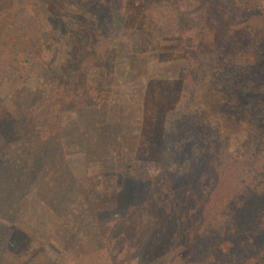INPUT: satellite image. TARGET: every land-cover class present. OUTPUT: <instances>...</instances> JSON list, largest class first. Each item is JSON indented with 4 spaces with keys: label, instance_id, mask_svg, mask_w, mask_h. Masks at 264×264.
Returning <instances> with one entry per match:
<instances>
[{
    "label": "rangeland",
    "instance_id": "obj_1",
    "mask_svg": "<svg viewBox=\"0 0 264 264\" xmlns=\"http://www.w3.org/2000/svg\"><path fill=\"white\" fill-rule=\"evenodd\" d=\"M10 1L0 0V38L8 43H18L24 33L8 23L11 19ZM179 1L186 2L120 0L122 12L127 18L124 31L117 39L111 37L105 12L98 15L94 22L95 30L92 28L90 33H83V36L87 41L91 37L88 41L89 48L95 40L100 42L99 45H104L95 51H100L99 59L80 52V55L75 54L74 51H79L80 47H77V51L74 49L68 65L70 69L73 65L81 66V78L69 85L63 77L53 80L44 65L53 50L63 41V31L75 19V6H72V0H50L48 5H40L34 10L37 12L42 36L34 52L40 69L21 83L19 72L12 65L7 62L0 63V120L2 119L4 132H16L20 128L13 126V119L6 116L8 113H20L28 108L40 111L45 107L38 119L22 127L23 133L29 132L32 137L25 136L15 142L9 141L5 146L4 156L9 164L5 168L0 167V234L4 231V226L9 229L0 235V264H128L125 263L126 259H130L129 264H138L135 253L128 255L129 253L119 251L113 254L108 248L104 252L110 253L104 254L108 260H101L95 248L102 244L103 239L93 240L85 236L81 245H78L72 239L68 227L61 228L56 224L51 226L48 219L51 211L58 215L57 213H65L70 209L71 204H63L69 202L65 187L79 177L96 174V183L100 184L98 187L107 192L98 205L109 202V199L115 201L119 195L122 197L123 191H115L117 186L114 181L122 175L127 158L118 161V142L129 143V149H132L129 153H133L132 164L128 167L129 173L134 170L140 175L147 173L157 177L155 149L143 155L132 144L136 139L148 138L152 144L156 141L154 135L160 111L155 112L153 106L162 109L171 105L169 101L173 99L178 84L176 78L184 63L181 60L183 50L194 57L193 50L197 39L191 34L181 33L186 20H181L177 14H182L186 9L174 8V4ZM63 3H68L64 9L61 6ZM251 3L255 1L251 0ZM252 12V16H246L234 27L264 30V6L256 7L255 12ZM215 17L222 19L217 15ZM221 23L223 22L218 27L220 32L225 26L227 29L233 28L225 23L222 27ZM219 37L221 36L218 32L213 34L214 44L219 43ZM3 52L2 59L6 61L10 54L8 55L7 49ZM13 72L15 74L12 75ZM213 97L206 85L198 86L195 102L200 110L193 124H207L211 127L220 124V130L227 132L232 146L235 147L242 140L247 128L218 115L213 107ZM85 105L88 107L85 108ZM107 105L110 112L119 110L121 118L117 122L112 121L114 123L110 126L105 125V128L102 123L108 114ZM90 106L98 107V110ZM141 109L144 111L143 120H138ZM5 111L8 113L3 116ZM36 129L41 131L37 137L33 134ZM40 166L43 168L39 170ZM31 169L37 171L38 178L34 191H31L32 199L22 207L18 203L21 198L24 201L25 197L14 199V195L16 191L27 190L23 179ZM110 190L113 193L108 195ZM121 200L125 201L124 198ZM136 203L139 205L140 200ZM177 203L172 202L171 211L162 219L170 226L173 215L179 217L180 213L184 214L183 218L188 227L183 238L186 246L182 248L171 241L165 251L158 252V256L146 264H204L198 248L201 245L199 233L204 225L202 222H194V213H183V204L173 210ZM16 205H19V209L15 208ZM98 210L104 225L116 219L113 212L104 210V206ZM117 211L121 218L130 219L129 210L119 207ZM251 211L257 223L246 224L248 216H234L228 227L222 233L216 234L220 235L219 249L227 250L226 240L231 239L234 243V248L230 250L236 249L237 256L230 258L231 264H264V209L257 213L258 209L251 207ZM79 213L86 216L84 211ZM86 218L87 216L82 221H86ZM132 223L131 219L127 224Z\"/></svg>",
    "mask_w": 264,
    "mask_h": 264
},
{
    "label": "trees",
    "instance_id": "obj_2",
    "mask_svg": "<svg viewBox=\"0 0 264 264\" xmlns=\"http://www.w3.org/2000/svg\"><path fill=\"white\" fill-rule=\"evenodd\" d=\"M254 1L252 4L251 0H186L174 4L177 10L186 9L182 14H177V17L186 20L181 33L191 34L197 39V45L193 50L194 57L183 50L181 60H184V63L180 68L181 73L176 78L178 84L173 99L169 101L171 105L162 109L156 105L152 107L155 112L160 111L154 135L156 141L154 140L152 144L148 138L136 139L132 144L133 148L135 147L136 151L140 150L143 155L155 149L157 177L147 173L140 175L134 170L129 173L128 167L133 160V153H129L132 149H129V143L118 142L116 151L118 161L127 158L124 159L126 164L122 168V175L114 181L117 186L115 191H123L122 197L119 195L115 201L109 199V202L98 205L107 192L98 187L100 184L96 183L98 181L96 174L79 177L65 187L69 202L63 204L64 206L71 204L70 209L65 213H57L58 215L51 211L49 225L68 227L72 239L78 245H81L85 236L93 240L103 239L102 244L96 245L95 248L101 260L107 257L104 254L122 251L129 253L128 255L135 253L137 263L146 264L152 258H156L158 252L165 251L171 241L182 248L186 246L183 238L188 227L183 218L184 214L180 213L179 217L173 215L170 218V226L162 219L171 211L172 202H178L173 210L183 204L185 209L181 211L188 215L194 213V222H202L204 225L199 233L201 245L198 247L204 264H231L230 258L237 256L236 249L230 250L234 248V243L230 241L231 239L226 240L227 250L219 249L220 235L216 234L222 233L234 216H248L246 224L257 223L251 207L258 209L257 213L264 209V30L234 27L246 16H252V11L255 12L256 7L264 6V0ZM49 2L50 0L10 1L11 19L8 23L14 29L22 31L24 36L18 43H8L0 38V63L7 62L12 65L19 72L21 83L41 67L34 57L37 44L42 38L37 12L34 10L40 5H48ZM72 2V6H75V19L63 31V41L53 50L50 59L44 65L53 80L59 77L66 78L65 83L68 85L81 78L79 74L81 66L73 65L72 69L69 68V57L74 49L77 51V47H80L79 51H74L75 54L80 52L94 55L99 59L100 51H95L104 45H99L100 42L95 40L93 46L89 48L88 41L91 37L87 41L83 36V33H90L92 28L94 29L98 15L105 12L111 37L115 39L123 33L127 18L122 12L120 0H72ZM67 5L68 3L66 5L63 3L62 9ZM103 5L105 8L102 9ZM216 15L222 19L216 18ZM220 22L230 24L233 28L227 29L221 23L223 28L220 32L218 28ZM217 32L221 37L219 43L214 44L213 34ZM128 48L132 50L131 47ZM5 49L8 50V55L10 54L6 61L2 59ZM199 85H206L213 93V107L218 115L247 128L242 140L235 147L232 146L227 132L220 130V124L214 127L193 124L200 110V106L195 102ZM67 101L65 102L68 103ZM44 108L40 111L28 108L11 115L5 111L3 116L8 113L6 116L13 119V126L20 128L16 132L13 130L7 132V135L2 130V119L0 120L1 168L9 164L4 156L5 146L9 141L15 142L25 136L32 137L29 132L23 133L22 127L38 119ZM90 108L98 110V107ZM110 111L107 105L108 114L106 119H103V126H110L121 118L119 110ZM140 113L141 117L138 120H143V109ZM40 133V129L33 132L36 137ZM40 168L43 166H40L39 170ZM37 178V171L29 170L28 176L23 179L27 190L16 191L14 199L25 197L24 201L21 198L18 203L22 204V207L32 199L30 195L32 196L31 191H34ZM112 193L110 190L108 195ZM138 200L139 205L136 203ZM19 205L15 208L19 209ZM102 206L104 210L113 212V217L116 218L108 225H104L101 212L98 210ZM119 207L122 210H129V220L119 216L117 211ZM81 211L87 216L84 222L82 220L86 216L79 213ZM131 219L133 223L127 224ZM3 229L2 233H5L9 227L4 226ZM107 248L110 253H104ZM113 259L115 261V257ZM128 260L130 259H126L125 263L129 264Z\"/></svg>",
    "mask_w": 264,
    "mask_h": 264
}]
</instances>
